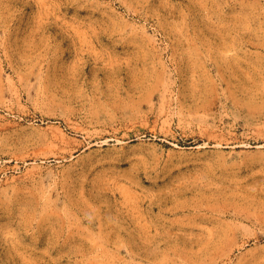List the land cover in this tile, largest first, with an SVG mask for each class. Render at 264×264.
Listing matches in <instances>:
<instances>
[{
    "label": "rangeland",
    "instance_id": "obj_1",
    "mask_svg": "<svg viewBox=\"0 0 264 264\" xmlns=\"http://www.w3.org/2000/svg\"><path fill=\"white\" fill-rule=\"evenodd\" d=\"M0 264H264V0H0Z\"/></svg>",
    "mask_w": 264,
    "mask_h": 264
}]
</instances>
